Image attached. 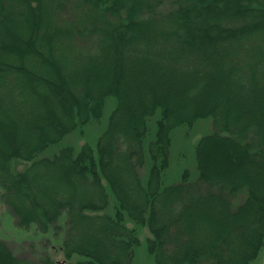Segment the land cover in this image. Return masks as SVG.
Masks as SVG:
<instances>
[{
  "label": "trees",
  "instance_id": "16d2710c",
  "mask_svg": "<svg viewBox=\"0 0 264 264\" xmlns=\"http://www.w3.org/2000/svg\"><path fill=\"white\" fill-rule=\"evenodd\" d=\"M110 98L95 145L42 158ZM204 119L197 179L166 184L175 132ZM0 190L19 228L63 233L31 259L0 239V264H136L142 229L154 264L254 262L264 0H0Z\"/></svg>",
  "mask_w": 264,
  "mask_h": 264
},
{
  "label": "rangeland",
  "instance_id": "374dc122",
  "mask_svg": "<svg viewBox=\"0 0 264 264\" xmlns=\"http://www.w3.org/2000/svg\"><path fill=\"white\" fill-rule=\"evenodd\" d=\"M170 8V3H166L163 10L166 11ZM115 100L110 98L107 101L104 116L99 122L91 123L82 132V130L75 131L68 135L60 144L50 147L42 154L43 157H52L61 148L66 146H73L78 150L86 143L95 145L100 135L105 131L109 116L115 106ZM153 130V129H152ZM214 130L213 122L211 119H204L198 121L192 128H182L175 132L173 146L171 150V165L165 174L166 184H175L180 182L185 170L191 173V180L195 181L198 177L197 164L195 160V146L199 139ZM25 164L18 166L19 170L26 167ZM144 176L147 173V168L142 172ZM0 190V239L10 245L16 256L20 258L34 257L35 253H39L45 248V242L52 240L55 244L59 243L63 238V233L60 236L54 233L47 235L41 234L35 228L24 230L19 228L13 219L9 208L1 200ZM60 226H65L64 220L60 221ZM150 237L147 229H142L140 238L142 244L137 251L136 264H154L153 257L147 251L146 240ZM56 260L65 261L64 254L59 253ZM69 264V263H65ZM251 264H264V250L259 257Z\"/></svg>",
  "mask_w": 264,
  "mask_h": 264
},
{
  "label": "water",
  "instance_id": "95a60500",
  "mask_svg": "<svg viewBox=\"0 0 264 264\" xmlns=\"http://www.w3.org/2000/svg\"><path fill=\"white\" fill-rule=\"evenodd\" d=\"M62 264H64V263H62Z\"/></svg>",
  "mask_w": 264,
  "mask_h": 264
},
{
  "label": "flooded vegetation",
  "instance_id": "af4514ba",
  "mask_svg": "<svg viewBox=\"0 0 264 264\" xmlns=\"http://www.w3.org/2000/svg\"><path fill=\"white\" fill-rule=\"evenodd\" d=\"M65 264V263H64Z\"/></svg>",
  "mask_w": 264,
  "mask_h": 264
}]
</instances>
